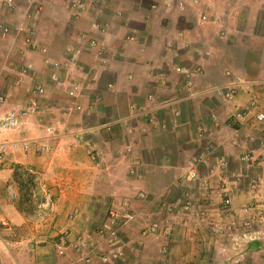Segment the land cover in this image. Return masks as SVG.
<instances>
[{"label": "crops", "instance_id": "0c3cea01", "mask_svg": "<svg viewBox=\"0 0 264 264\" xmlns=\"http://www.w3.org/2000/svg\"><path fill=\"white\" fill-rule=\"evenodd\" d=\"M36 1L31 16H24L23 0H16V7L9 12L0 2L1 21L12 27L22 24L34 31L33 47L26 44L24 32L0 34V58L9 53L15 59L16 52L18 56L22 53V47L24 52L20 59L25 60L34 72L21 70L22 78L0 82L6 90H0L6 95V101L0 105V115L25 104L31 87L37 81L45 82L42 112L27 115L23 131L7 132L5 137H40L41 141L53 142L55 147L43 155L16 150L3 158L0 169V264H103L96 258L85 261L69 246L62 253L58 250L63 231L73 234L82 230L86 234L85 225L92 222L88 223V218L84 217H90L93 222L97 217L95 220L100 221L110 207L111 213L129 215V218L118 228L119 254L108 264H208L206 254L194 256L197 254L194 250L196 242L191 239L189 224L192 223L193 231L199 234L204 232L199 221L193 219L198 226L196 229L189 219L181 222L177 220L179 217L165 215L158 202L172 203L179 197L182 187L192 185L194 190L197 189L200 205L205 207L208 217H213L215 224L233 214L224 208L222 200L227 195L234 209L239 207L240 199L243 200L242 207L250 201L264 209V146L261 143L264 142V128H260L263 124L254 125L255 117L252 116H247L240 122L242 124H233L229 115L234 105L226 100L222 91L227 90V85L237 86L240 95L236 107L250 102L251 87L264 97L261 94L264 72L263 76L251 79L264 71V32H259L252 40L244 37V44L258 43H255L257 54L254 52L247 58V52L243 53L241 58L246 65L238 66L227 55L223 54V59L218 55L216 19L212 22L204 20V23L200 20L202 12L213 13L217 0H98L97 6L87 0V9L75 16L71 8L74 0ZM204 16L206 19L207 15ZM94 22H99L102 27ZM14 32L26 46L17 42L15 47H10ZM93 37L99 39L100 46H106L102 59L94 57L95 48L91 49L87 43V39ZM230 46H225L226 53ZM75 49L79 50L75 63L64 65V61L73 59ZM53 61L63 65L56 69L61 77L58 85L49 80ZM96 65L97 68L92 67ZM247 71L251 73L247 74ZM73 76L88 88H84V96L80 98L83 110L69 114L64 110L63 102L69 98L65 87ZM94 93H100L101 99L98 109L92 113ZM149 94H153L158 102L169 100L170 104L150 108L151 119L137 116L136 125H129V134L123 125L103 126L110 123L107 120L111 117L125 116L130 104H144ZM97 119L106 122L85 135L87 144L75 145L71 131L85 123L96 125ZM49 122L58 127L57 136L46 135L44 125ZM254 133L262 136L261 142H255ZM202 144H209L210 149L203 150ZM128 147L129 152L125 153L124 149ZM93 148L98 154L101 150L99 158L103 160L99 163L89 156ZM246 150L254 151L255 156L261 155L252 162L253 170L261 167L253 190L250 189V174L242 176L241 186H234L232 167L239 162L251 166L245 160L246 156L252 159L250 153L238 158ZM204 153L206 159L197 161V155ZM135 162L137 168L129 172V166ZM22 165L24 169L31 166L39 172L51 171L47 188L52 202L43 212L47 215V224L33 226L28 222L31 212H41L35 209L32 201H27L30 203L27 207L19 193L21 175L18 171L23 169ZM191 168L198 173L193 183L184 179ZM246 173L245 170L243 174ZM13 191H18L15 192L17 196L10 199L9 194ZM140 191L146 196L139 197ZM40 200V197L36 198V201ZM153 220H157L168 235L143 236L141 230ZM216 234L215 231L213 238ZM210 243L217 242L213 239ZM165 248L167 251L163 253Z\"/></svg>", "mask_w": 264, "mask_h": 264}, {"label": "rangeland", "instance_id": "374dc122", "mask_svg": "<svg viewBox=\"0 0 264 264\" xmlns=\"http://www.w3.org/2000/svg\"><path fill=\"white\" fill-rule=\"evenodd\" d=\"M216 5L217 6L212 8V12H213L212 14L202 10L205 12V13L202 12V15L204 14L207 15V18L203 19L202 17H200V20L201 22L204 23L205 22L204 20L212 22L214 21V19H216V22L214 21V24L216 25V28H215V32L217 35L216 42L217 44H219L217 47V52H218V55H220V58L223 59V56H224L223 54H225L227 55V58L229 57L230 60L234 62L236 65L238 66H241L244 64L246 65V63L241 58L243 56V53L247 52L248 54L247 58H250L252 55H254V52L255 54H257L258 47L257 45L255 46V43L256 44L258 43L257 42H254L253 44L249 43V45L244 44V41H246L244 37H247V39L250 38V40H252L253 37L257 36L259 32H261V34L262 32H264V0H217ZM94 23L102 27V25L99 22H94ZM248 30L250 31V33L247 32ZM94 39H95V44H93V46L91 47H94L95 49L93 50L92 54L94 55L95 58L102 59L103 58L102 56L104 55L106 51V48H105L106 46L104 47L102 45L104 47L103 48L102 46L99 45L100 44L99 39L97 38H94ZM20 41H21V37H18V35L14 33L13 40L10 43L11 45L10 47H15L16 46L15 44L17 42L18 44H24L26 46V44L23 41H22L23 43H20ZM230 44H231L230 51L226 53L225 46L230 45ZM20 49H21V52L23 53L24 51L22 50V47H20ZM22 53L20 54V56L22 55ZM4 55H5L4 57L0 58V82L1 81L5 82V80H8V79L16 80L18 77L22 78V76L19 75V73L23 69V66L26 64V61L25 60L22 61L20 59V56H18V52H16L15 54L16 55L15 59L12 58L9 53L4 54ZM235 64L233 65L235 66ZM92 67L97 68V65L92 66ZM2 69L5 70L4 73L3 71L1 73ZM14 70L16 71V73H14ZM263 72L264 71L260 72L261 74L260 73L256 74L255 75L256 77H253L251 79L259 78L263 76ZM28 73L32 74L31 71ZM248 73H251V72L247 71V74ZM9 74H15V75H9ZM262 78H264V76ZM250 84L255 85L253 83H250ZM227 86L231 87L232 85H227ZM108 87L112 88V85L108 84ZM192 87L193 86L190 87V90L188 91V93L189 92L191 93ZM250 89L254 90V87H251ZM0 90L6 91L2 83L0 85ZM253 90L252 92L254 93L256 90L255 91ZM222 91H225V90H222ZM253 93L250 95L251 98L249 101L254 100ZM98 94H99V98L97 101H95V105L93 107L92 113L94 111L96 112V110L98 109V102L101 99L100 93ZM261 94H264V89H263V92H261ZM239 95L240 94H238L237 96ZM227 101L229 102V100ZM232 102H233L234 107L233 109H231L232 111H230L232 113L229 112L230 118H233V110L236 108L235 102L239 103L238 97L235 98L233 101H230V103ZM244 105L245 104H243V107L240 105L238 106V108H243V110H246V109L250 110L249 115L247 114L246 117L247 116L253 117L255 111H257L258 109L264 111V97L260 96V93H259L257 94V101L254 104H251L249 102L247 103L246 106ZM245 118L239 121H236V120L231 121L230 119V121L233 124L235 123L242 124L240 122L244 121ZM96 121L97 122L94 123L96 125L90 124L89 128L94 129L95 126H98L101 123L104 124L106 122V121L101 122V119L100 120L97 119ZM107 121L110 122V125L112 124L123 125L122 127L129 134V131L131 129L129 128V125H131L132 123L131 120L129 119V111L126 113L125 116L121 118L115 116V117H111ZM133 123L135 126L136 122L133 121ZM261 123L264 126V121L262 122L255 121L254 125L258 126V124L261 125ZM85 125L88 126V124L86 123ZM110 125L109 127L111 128L112 126ZM263 126H260V128H264ZM252 138L255 140V142L256 141L261 142V140L263 139L262 136H259L256 133L253 134ZM73 142L75 143V145L83 143V141L77 142L75 139L73 140ZM84 143H86V141H84ZM128 148L124 149L125 153L129 152ZM94 150H95L94 148L91 150L89 156L92 160H96V162L99 163L103 160L101 157L99 158L101 150H99V154L95 152L96 150L95 151ZM92 152H93L94 158H93V155H91ZM44 153L40 155H43ZM247 153L248 154L250 153L249 155L252 156V159L249 162L251 165V166L249 165L250 167L243 166L241 162H239V164L237 165L234 163L235 165L232 167L233 174H234L233 176L235 178L234 179L235 187H239L242 185V181H243L242 176H246L247 174H250L252 178L251 180L253 181V183L254 181L257 182L256 176L259 175L261 172L260 171L261 167L259 169L255 168V170L252 169L254 167L252 162L254 161V159H256L257 156H258L257 158L260 159L259 157L261 155L258 154L257 156H255L254 151L252 153L251 151L249 152V150H246L245 152H241L238 155V158L240 159L243 154H245L246 156ZM136 164L137 162L129 166V172H133L134 171L133 169L137 168ZM29 167L31 166H28L24 169V166L22 165L21 168L23 169L19 170L18 168H16L19 170L18 172L21 175L19 176L20 178L18 180L20 181L19 193L22 194L23 202H26L27 207L29 206L30 203H27V200L25 199L26 194L29 192L30 188L37 187L36 181H39V178H40V177H34L35 175H32L29 172ZM245 170L247 173L243 174ZM191 171H192V168L190 169V172L187 173V176L184 177L186 181ZM236 174H241V176L238 177L236 176ZM24 180L26 181L25 183H23ZM49 181H51V178L48 179L46 184H48ZM239 182L241 184H239ZM189 186H191V190H192L191 193L193 194V198L195 200L193 208L182 210L181 212L175 213L173 202L171 203L165 200H159L158 206L164 214L166 213L165 215L173 216V218L179 217L177 218L178 221L181 220V222H186L189 219L191 222H194L193 220L194 218L195 220L199 221L198 225L201 226L204 230V232H201L199 234L193 231L194 225L192 223L189 224L192 230L191 233L193 235L191 236V239H194L196 242V247H194V250H196L197 254L194 256H198V254H203V255L206 254L207 256L205 257V260L208 259V262H209L208 264H264V209L262 208V206L248 201L250 205L247 203V205L242 207L240 206V204H242L243 200L240 199V201L237 202V205L239 207L237 208L236 206V208L234 209V206L232 207L233 203L231 199H230V203L228 204L225 203V199H224L222 200L225 206L224 208L230 209L233 214L227 217L226 220L220 219V221H218V224H215L214 223L215 220L213 219V217H208L206 215L205 207L203 208L200 205L201 203H199L198 201L199 195H197L196 193L197 189L194 190L193 188L195 187H193L192 185H189ZM250 187H251L250 188L251 190L255 189L252 186ZM15 192H18V191H15ZM137 194L141 198L146 196V193L144 191H140ZM226 197H230V196L227 195ZM252 200L255 201V199H252ZM30 208L34 209V206H30ZM112 210H113L112 207H110L107 210V214L100 221L95 220L97 217H94L95 218L94 222L90 219V217H84V218H88V223L92 222L91 224L85 225V230L87 229L86 234H83L82 230H80L79 232H74L73 234H71L70 231L68 232L63 231L60 237L62 241L60 248L63 249V252L66 246H69L72 251L77 252V255H80L81 257H83L85 261H88V260L90 261L93 258H96L97 260L99 259L103 264H108L111 261L113 262V260H115L117 257L112 256V254L119 253L118 248H117L118 239L120 240L118 236L119 234L118 228L121 227V225L126 221V219L129 218V215H123V216L119 215L118 216L117 214L115 215L111 213ZM224 211H223V214L225 213ZM28 222L33 226H38L40 224H47L49 221L47 220V215L44 214L43 212L37 214V213H34L33 211L30 214V218ZM86 222H87V219H86ZM103 222H106L107 224L106 230L102 229L101 225ZM152 224H155L156 230L147 231ZM194 224L196 225L195 222ZM197 227L198 226L196 225V229ZM213 227L215 228V231L217 233L215 238H213L214 237L213 233H215V231L213 230ZM145 230L146 232H144ZM157 233H161L164 236L168 235V233L164 231L162 227H160L157 220L151 221V223L147 227H144L141 230V234L143 236H146L148 234H157ZM66 235H67V238H66ZM213 239H215V242L217 243L211 244L210 242L213 241ZM79 240L80 242L85 243V246H82L83 248L81 250H76V248L72 247V245H69V243L71 244L76 243ZM79 246H81L80 243H79ZM166 251H167V248H165L162 252L166 253ZM103 257H105V260L103 259Z\"/></svg>", "mask_w": 264, "mask_h": 264}, {"label": "built area", "instance_id": "2783aa9c", "mask_svg": "<svg viewBox=\"0 0 264 264\" xmlns=\"http://www.w3.org/2000/svg\"><path fill=\"white\" fill-rule=\"evenodd\" d=\"M25 2V12H24V16H28V15H32L33 11H34V5L37 2L36 0H23ZM193 1H197V0H193ZM2 6L4 7V9L9 12L12 11L15 7H16V0H0ZM99 3L98 0H91V5L93 6H97ZM88 7V1L87 0H74L71 1V8H72V13L73 15H79L82 11H84L85 9H87ZM203 19L205 18V16L203 15L202 17ZM12 31H15L16 33H20V32H24V36H25V42L26 44H29L30 47H33V28L28 27L25 28V26H23L22 24H18L15 27H12L11 25L2 22L0 20V34L1 35H7L10 34ZM14 32V33H15ZM84 40H86L87 35L84 34L83 35ZM88 40V45L91 47L93 46V44H95V39L94 38H89ZM77 52H79L78 49H75L72 57L73 59L70 60H66L64 61V65H69V64H73L75 63V58H76V54ZM63 63V62H61ZM51 67H52V73L51 75H49V80L58 84H61V77L59 75V73L56 72V69L59 66H63L62 64H59V62L57 61H53L50 63ZM30 69L29 66H24L23 67V72H26ZM178 70H180L178 68ZM34 72L32 71V74ZM264 83V82H263ZM45 82H41V81H37L30 90V94H29V98L26 101L25 104L22 105H18L15 106L7 111H5L4 113H2L0 115V168H1V164L4 161L3 158L4 156H6V154L8 152H12V151H16V150H20L23 153H27L29 151H32L36 154H42L44 152L47 151H53L54 150V146L50 141H41L40 137H23L21 139H7L5 137V134L7 132H17V131H23L22 130V126L24 123V119L27 115L31 114V113H36V112H42L43 110V106L41 104V99L43 98V96L46 93V86H45ZM86 86V85H85ZM83 86V82L79 81L75 76H73L71 78V80L67 83L66 87H65V92L68 94L69 98L67 100H65L63 102L64 105V110L67 113H75L78 111L83 110L82 109V103L80 98H82V96H84V88H88ZM226 91V92H225ZM225 97L227 98V100L229 101H233L235 99V97H237V86L236 85H232L231 87H228L227 90H225ZM98 93H94L92 98V105H95V101L98 100L99 98V94ZM254 100H251L250 103L254 104L257 101V93L254 92ZM6 101V95L4 92L0 91V105L3 104ZM170 102L168 101H163V102H158L156 97L152 94H149L147 96V100L144 102V104L139 105V104H130L129 107V119L131 120V122L133 123V121H135L136 116H149L148 118L151 119V110L150 108L156 109L157 107H164L169 105ZM91 106V108L93 107ZM250 110H243V108H238L236 107L233 110V118H230L231 121L236 120L239 121L243 118L246 117V115H249ZM132 113V114H131ZM255 117V121L257 122H262L264 121V111L262 110H257L254 113ZM213 118L216 119V116L213 115ZM59 123V122H57ZM110 123H106V125H103L105 127L109 128ZM97 126L94 127V129ZM103 128V127H101ZM94 129L89 128V125H83L80 126L76 129H74L73 131H71L72 133V137L77 141V142H84L85 140V135L88 132L93 131ZM25 130H28V128H26ZM24 130V131H25ZM44 130L46 132V135L48 137H53V136H57L59 134V129L58 127L52 123H46L44 125ZM264 146V142H261ZM210 145H204L202 144V149L205 151H208L210 149L209 147ZM129 150V148H128ZM204 151V152H205ZM206 154L204 153L203 155H197V161H204L206 159ZM245 160H248L250 162L251 158L246 156ZM20 168V167H19ZM18 168V169H19ZM29 172L32 175H35L34 177H40L39 181H36L37 183V187L36 188H30L29 192L27 193L28 196V202H33L35 209L40 211V212H44L46 211L50 206H51V202H52V197L50 192L48 191L47 188V181L48 179L51 177V171L48 170H43L41 172L35 170L32 167H29ZM238 177L241 176V174L237 175ZM198 178V173L197 170L194 168L192 169L191 173L188 175L187 181L188 182H194L196 179ZM250 185V184H249ZM255 183H253V181L251 180V186L254 187ZM191 186H184L180 189V195L179 197L174 200L173 204H174V212H181L182 210H186V209H190L194 207V203L195 200L193 198V194L191 193ZM17 196V193L15 192H11L9 194V197L11 199L15 198ZM41 198L40 201H36V198ZM225 203H230V198L226 197L225 198ZM2 224H7L5 221H2ZM106 222L102 223V229L106 230L107 226H106ZM109 227V226H108ZM156 227L155 224H152L149 229L147 231H155ZM146 232V230L144 231ZM67 238V235H66ZM79 243L81 246H79ZM69 245H72V247L76 248V250H81L83 247L85 246L84 242H80L77 241L76 243H69ZM59 253L63 252V249L59 247L58 250ZM119 253H115L112 254V256H116ZM86 258V257H85ZM103 259L105 260V257H103ZM88 260V259H87Z\"/></svg>", "mask_w": 264, "mask_h": 264}, {"label": "clouds", "instance_id": "9594fccd", "mask_svg": "<svg viewBox=\"0 0 264 264\" xmlns=\"http://www.w3.org/2000/svg\"><path fill=\"white\" fill-rule=\"evenodd\" d=\"M24 66H29V65L25 64ZM24 66H23V67H24ZM29 67H30V69H29L28 71H29V72H30V71L32 72V70H31V66H29ZM22 70H23V69H22ZM258 85H261V84H258ZM220 87H221V86H220ZM217 88H219V87H217ZM217 88H216V89H217ZM221 89H222V88H221ZM237 94H238V92H237ZM103 128H104V127H103ZM13 192H14V191H13ZM10 193H11V192H10ZM15 198H16V197H15ZM10 199H11V198H10Z\"/></svg>", "mask_w": 264, "mask_h": 264}, {"label": "trees", "instance_id": "16d2710c", "mask_svg": "<svg viewBox=\"0 0 264 264\" xmlns=\"http://www.w3.org/2000/svg\"><path fill=\"white\" fill-rule=\"evenodd\" d=\"M13 199H15V198H13ZM25 199H26V200H28V196H27V194H26V197H25Z\"/></svg>", "mask_w": 264, "mask_h": 264}]
</instances>
